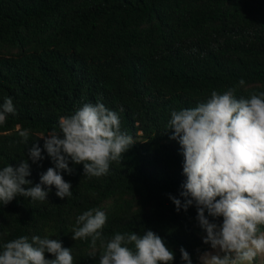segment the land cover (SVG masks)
Listing matches in <instances>:
<instances>
[{"label": "trees", "instance_id": "obj_1", "mask_svg": "<svg viewBox=\"0 0 264 264\" xmlns=\"http://www.w3.org/2000/svg\"><path fill=\"white\" fill-rule=\"evenodd\" d=\"M240 79L238 97L264 91V0H0V106L11 97L17 110L0 125V168L18 166L36 143L45 158L29 159L27 179L39 183L54 165L38 138L85 103L116 111L136 142L100 177L70 162L74 172L62 175L71 197L53 187L44 202L18 196L0 204V251L22 235L47 234L72 248L74 264H99V241L94 250L90 238H71L76 217L98 208L105 237L151 229L174 251L173 264H184L181 246L198 264L196 250L210 246L196 208L177 213L169 199L183 200L186 177L166 125L172 110ZM18 126L30 130L28 144Z\"/></svg>", "mask_w": 264, "mask_h": 264}, {"label": "clouds", "instance_id": "obj_2", "mask_svg": "<svg viewBox=\"0 0 264 264\" xmlns=\"http://www.w3.org/2000/svg\"><path fill=\"white\" fill-rule=\"evenodd\" d=\"M244 84L240 79L223 92L213 90L194 107L172 110L166 125L169 139L180 145L186 177L179 193L183 200L171 194L169 199L177 213L196 208L198 226L205 233L202 242L210 246L196 250L198 264H254L257 257H264V91L238 97L237 88ZM16 111L13 99L6 97L0 125ZM58 129L38 138L54 165L40 174L39 183L27 179L29 159L37 163L45 158L36 143L18 166L0 168L2 206L18 196L47 201L53 187L57 197H71L72 185L62 175L74 172L70 162L82 164L84 176L100 177L114 162L122 163L136 143L121 130L118 113L100 102L85 103L60 116ZM17 131L28 144L30 130L18 126ZM106 222L104 211L91 208L76 217L71 229L74 241L90 238L94 250L99 241V264H173L174 251L153 230L116 232L109 238L103 235ZM180 254L184 264H193L182 246ZM95 256L93 251L90 257ZM0 264H74V257L72 248L64 247L59 238L22 235L3 244Z\"/></svg>", "mask_w": 264, "mask_h": 264}, {"label": "rangeland", "instance_id": "obj_3", "mask_svg": "<svg viewBox=\"0 0 264 264\" xmlns=\"http://www.w3.org/2000/svg\"><path fill=\"white\" fill-rule=\"evenodd\" d=\"M254 264H264V257H257Z\"/></svg>", "mask_w": 264, "mask_h": 264}]
</instances>
